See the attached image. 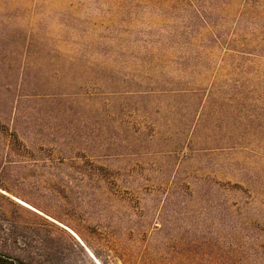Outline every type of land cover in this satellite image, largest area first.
I'll return each instance as SVG.
<instances>
[{
	"label": "rangeland",
	"instance_id": "rangeland-1",
	"mask_svg": "<svg viewBox=\"0 0 264 264\" xmlns=\"http://www.w3.org/2000/svg\"><path fill=\"white\" fill-rule=\"evenodd\" d=\"M0 194L12 256L264 264V0H0Z\"/></svg>",
	"mask_w": 264,
	"mask_h": 264
},
{
	"label": "trees",
	"instance_id": "trees-1",
	"mask_svg": "<svg viewBox=\"0 0 264 264\" xmlns=\"http://www.w3.org/2000/svg\"><path fill=\"white\" fill-rule=\"evenodd\" d=\"M82 56V59L85 62H90V55L87 51H83ZM197 91L199 90H193L190 93H197ZM212 92H214V90ZM40 256H42V254H39V252L37 251H34L32 253L25 252V254L15 256H12V254H9L8 252H0V264H45V262L42 260V258H40ZM149 264H162V262L150 259Z\"/></svg>",
	"mask_w": 264,
	"mask_h": 264
}]
</instances>
